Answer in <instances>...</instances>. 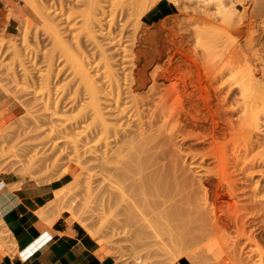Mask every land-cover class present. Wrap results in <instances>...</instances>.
I'll return each mask as SVG.
<instances>
[{
  "label": "bare ground",
  "instance_id": "obj_1",
  "mask_svg": "<svg viewBox=\"0 0 264 264\" xmlns=\"http://www.w3.org/2000/svg\"><path fill=\"white\" fill-rule=\"evenodd\" d=\"M215 1L220 7L217 13L222 20L233 26L234 42L225 45L218 58L216 53L221 49L217 48L220 44L216 42L217 52L210 61L203 62L188 53L183 40L171 39L167 47L171 56L165 60L164 67L158 64L148 79L142 74L146 66L144 58L138 56L134 58L143 61L141 66L120 77L119 70L125 69L126 56L119 57L118 48L112 47L113 42L97 39L95 27L98 25L102 29L103 26L98 16V11L102 10L100 0L90 1L86 13L87 35L93 44L90 57L93 61L99 58L93 65L99 68L95 69V74L91 73L93 66L87 53L77 59L80 80L86 84L83 87L87 99L81 101L78 93L81 88L77 86L70 105L79 106L80 119L85 124L87 122L83 125L86 127L83 147L94 160L91 168L95 171L89 174L87 181V202L98 204L91 209L102 214V226L111 228L116 226L115 223L119 225L124 219L128 220L132 208L137 210L135 213L139 219L132 223V227L140 229L138 232L151 233L156 242H160L161 245L158 247L156 243V246L158 249L161 246V251L169 249L167 244L170 243L180 254H186L187 250L182 247L202 244L214 234L216 240L206 242V247H233L237 242L230 245L224 237L226 228L233 226L238 237L245 238L246 243L259 245L255 233L247 231L249 219H244L241 212L256 215L254 210L264 208V20L257 23V28L250 21L252 14L245 10L242 16L247 20L240 18L235 25L232 18L237 7L228 0ZM58 3L63 12L64 0H58ZM153 4L145 5L143 14ZM202 13L205 22L216 17L206 10ZM252 27L259 32L254 33ZM60 31L56 30V34L62 39ZM241 35L244 36L242 45L237 41ZM83 59L92 67H87ZM97 77L99 80L103 78L100 84ZM176 78L180 79L171 88L164 86L165 80ZM149 79L152 84L144 91L146 95L139 94ZM161 86L165 87L164 92ZM67 101L64 99V103ZM201 127L206 132L203 138L211 147L206 152H197L189 145L184 152V158H191L190 166H186L181 149H175V139L181 136L187 140L194 128ZM200 135L199 132L195 136ZM209 159L213 160V167L204 166ZM160 162L166 173L161 170L165 174L153 181L150 173L145 171L153 166L159 167ZM193 167L205 177L203 181L188 176L187 171ZM95 178L99 181L95 182L96 185L93 184ZM238 183L243 185L238 186ZM210 185L214 198L219 191L226 190L233 216H227L216 199L209 201ZM238 191L248 199L247 204H238ZM249 207L253 211H249ZM78 220L81 224L84 221L80 217L76 222ZM161 233L166 236L160 237ZM219 255H223V250L217 252L216 256ZM224 258L229 264L231 258Z\"/></svg>",
  "mask_w": 264,
  "mask_h": 264
},
{
  "label": "rangeland",
  "instance_id": "obj_2",
  "mask_svg": "<svg viewBox=\"0 0 264 264\" xmlns=\"http://www.w3.org/2000/svg\"><path fill=\"white\" fill-rule=\"evenodd\" d=\"M55 1L0 0V175L11 174L18 179L12 185L14 188L23 183L44 185L49 192L46 202L40 207V215L48 216L51 220L61 217L75 222L93 240L97 246L96 253L116 264H224L227 262L224 258L226 256L231 258L229 264H264L262 206L259 211L248 208L249 211L257 212L256 215L252 212H241L244 219H249L246 223L247 231L255 233L259 245L246 243L245 238L238 237L237 229L233 226L226 228L224 233L230 245L233 241L237 242L233 247H206V242L216 240L217 236L214 234L202 244L182 247L187 250V255L185 252L180 254L170 243L167 244L169 249L159 250L162 247L158 249L157 246L161 244L156 242L151 233L144 230L138 232L140 229L132 227V223L139 219L135 213L137 210L133 208L128 213V220L121 221V225L114 224L118 231L112 227L117 233L111 227L101 225L102 214L93 210L97 203L94 205L90 200L87 202V181L91 176L89 174L95 171L91 168L94 161L90 157L92 154H88L90 152L85 151L83 147V130L86 128L83 125H87V122L85 124V121L80 119V107L70 105L77 86L81 88V93L78 92L79 88L77 89L81 101L87 99L83 87L86 84L80 80L77 59L83 58L82 55L87 53L92 66L99 60L97 58L93 61L90 57L93 44L85 25L86 13L92 0H64L63 12L60 11L58 0ZM154 1L100 0L102 10L98 11V16L103 26L102 29L98 25L95 27L97 39L113 42L112 47L115 45L114 47L118 48L119 57L126 56L125 69L119 70L121 78L143 63H139L135 56L144 58L146 66L142 74L147 79L154 69H157L158 64L161 68L164 67L165 60L171 56V51L167 48L171 39L183 40L188 53L203 62L210 61L211 56L217 52L216 42L220 44L217 48L221 49L216 53L218 58L223 52L222 48L235 40L233 26L222 20L217 13L220 7L215 0H158L153 4ZM228 1L237 7V13L235 12L232 18L235 25H238L240 18L247 20L242 16L245 10L252 14L250 21L257 25V28V23L261 19L264 20V0ZM161 3L166 4V9L155 11ZM152 4L153 6L143 14L145 5ZM202 10L214 13L216 17H211L212 19L205 22ZM242 27L245 28L244 25ZM59 29L62 39L56 34ZM111 31L112 33H108ZM252 31L259 32L254 27ZM237 41L242 45L244 36L237 37ZM83 60L85 62V59ZM85 63L87 67H92L88 62ZM175 64L177 65L176 61ZM98 68L93 66L91 73L95 74V69ZM99 77L97 82L100 84L103 78L99 80ZM179 79L165 80L164 86L171 88ZM151 84L152 80L149 79L139 94L146 95L144 91ZM164 86H161L163 92ZM61 97L63 101H60ZM64 99L68 100L67 103H64ZM202 127L191 129L193 134L187 140L181 139V136L175 139L177 145L174 148L181 149L182 161L185 159L186 166H190L191 158H184V152L189 145L197 152H206L211 147L203 138L206 132ZM199 132L200 137L195 136ZM162 162L159 167L153 166L145 171L146 174L150 173L153 181L166 173L161 166ZM212 162L213 160L209 159L203 164L213 167ZM197 170L193 167L187 174L191 179L201 182L205 177ZM169 178L173 181L172 176ZM97 179H94L93 184L99 183ZM241 185L243 183H238V186ZM210 188L211 185L210 196L207 194L209 201L216 199L218 205L223 207L224 213L229 217L233 216L226 190L219 191L217 198H214ZM237 201L242 205L247 204L248 199L238 191ZM77 217L83 218L82 224L79 220L76 222ZM257 226L259 227L256 228ZM165 236L162 234L160 237ZM15 248L11 233L0 225V257L7 256L8 251L14 253ZM221 250L224 256H216ZM138 259H142V263H137Z\"/></svg>",
  "mask_w": 264,
  "mask_h": 264
},
{
  "label": "crops",
  "instance_id": "obj_3",
  "mask_svg": "<svg viewBox=\"0 0 264 264\" xmlns=\"http://www.w3.org/2000/svg\"><path fill=\"white\" fill-rule=\"evenodd\" d=\"M161 3L155 11H163ZM11 174L0 175V225L11 233L15 252L0 264H116L100 257L93 240L75 222L41 216L49 192L44 185L23 183Z\"/></svg>",
  "mask_w": 264,
  "mask_h": 264
},
{
  "label": "built area",
  "instance_id": "obj_4",
  "mask_svg": "<svg viewBox=\"0 0 264 264\" xmlns=\"http://www.w3.org/2000/svg\"><path fill=\"white\" fill-rule=\"evenodd\" d=\"M137 263H142V259H138V260H137ZM144 264H150V263L147 262V263H144Z\"/></svg>",
  "mask_w": 264,
  "mask_h": 264
}]
</instances>
